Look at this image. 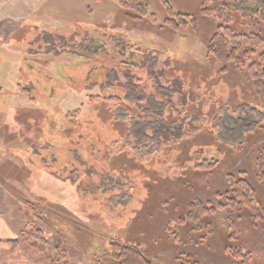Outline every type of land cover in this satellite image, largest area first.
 Masks as SVG:
<instances>
[{
  "label": "rangeland",
  "instance_id": "rangeland-1",
  "mask_svg": "<svg viewBox=\"0 0 264 264\" xmlns=\"http://www.w3.org/2000/svg\"><path fill=\"white\" fill-rule=\"evenodd\" d=\"M170 2L176 13L195 17L198 22L197 31L192 27L160 29L167 13L159 0H150L151 13L158 20L156 24L150 19L141 23L130 21L117 0H76V3L71 4V9L75 10H66L63 15L65 17L61 18L69 23H80L84 31L90 30L88 33L93 39L99 40L103 35L108 51L117 47L119 42L114 39L120 40L119 49L123 43L132 40L135 45L145 49L165 50L158 55L159 61L175 58L180 61L179 69L189 70L194 75L192 90L197 100L191 105L193 116L189 115L187 123L199 129L189 130L190 134L184 138L185 144L181 148L177 146L180 150H168L163 142L157 145L155 139L149 141L142 135V139L131 138L130 144L137 158H129L131 155L127 158L121 152L125 148H122L123 140L115 132V127L95 119L89 123L90 126L86 125L91 131L88 140L91 143L90 149L92 147L94 151L90 162L95 167V175L89 172L88 176L83 171L79 160L76 161L79 154L72 155L69 150L70 132L67 135L61 131L64 127L71 128L65 121V111H74L81 101V95L90 94V90H82L79 98L70 96L62 102H59V96L56 99L61 104L59 108L58 104L46 98L43 83L37 82L34 84V97L43 111L34 104L27 108L17 107L21 96L16 89L19 83L28 85L26 80L29 78V68L34 66V62H27L21 68L22 62L16 60L23 56L15 52L22 54L24 51L15 50L14 42L6 44V47L13 49L2 51L6 58L0 55V85L13 95H7L6 90V95L0 92V264H102L105 238L115 235L140 245L149 254L152 264H184L187 260L192 264H245L243 259H234L225 251L226 247H236L240 243L253 254V259L247 264H264L263 218L255 219L252 213L244 210L240 213L217 211L214 218L199 223L198 229L201 231L193 234L186 231L189 226L187 222L181 223L180 218L186 215L190 202L198 200L216 208L224 202L215 195L228 190V175L249 181L257 190L264 207V186L257 178L256 169L257 155L260 152L264 154V129L249 134L248 142L242 150L221 147L222 144L214 135L218 128L224 127V123L216 126L215 116L242 118L243 110L256 108L264 112V103L256 98L247 71H239L229 65V73L220 76L223 65L207 60V42L218 23L201 14L203 0ZM87 5L94 9L93 16L88 12ZM19 22L15 23L14 31L8 33V36L17 33L21 25ZM236 22L234 28L238 33H250ZM39 25L37 33L34 35L30 30L28 37L32 39L33 44H28L32 52L36 51L37 43L44 44L43 28L45 33L58 35L51 29L46 32V28ZM100 25L105 26L102 28ZM69 26L73 27L71 24ZM259 31L264 36V25ZM0 34L7 36L5 33ZM104 34L115 37L105 38ZM19 35L23 38V34ZM84 37H77L76 43ZM123 54L128 64H139V60H133L126 51ZM86 63L85 59L76 58V61L72 59L65 64L82 74L89 70L84 68ZM116 70L121 81H124L122 71L125 66ZM34 72L36 77L31 79L39 77L41 80V76ZM137 76L148 79L142 72L139 75L137 73ZM201 78H208V82L200 81ZM147 82L148 92L154 94L157 100L166 102L169 97L162 93L160 97L153 80ZM161 84L165 88L169 87L164 79ZM99 92L98 87L91 90L94 95ZM174 101L179 104L176 95ZM43 104L50 109L44 112L46 108ZM250 120L252 126L257 124L255 119ZM144 125L141 122V126ZM119 128H122V124H117L116 129ZM71 139L76 141L75 134ZM150 146L160 149L158 158L153 161L152 155L140 151L144 148L149 151ZM181 149L185 150L182 155ZM108 150L109 156L105 157L104 153ZM119 152L122 154H117ZM116 159L118 168L125 167L127 174L124 175L129 177L128 182L122 177L123 174L112 168L111 163ZM197 159L218 166L204 174L194 173L191 169ZM185 172L187 174L184 175ZM68 178H78L77 187ZM95 188H98L96 196L92 194ZM25 200H41L51 206V213L57 218L56 223L61 224L62 232L54 225L48 226L42 220L39 221L38 215L32 210L24 213V208H27L23 203ZM119 202L122 204H117ZM37 227L43 230V239ZM190 235L193 236L192 240L189 239ZM231 235H235V238L229 241L227 238ZM10 241L19 243L15 246L8 244Z\"/></svg>",
  "mask_w": 264,
  "mask_h": 264
},
{
  "label": "trees",
  "instance_id": "trees-1",
  "mask_svg": "<svg viewBox=\"0 0 264 264\" xmlns=\"http://www.w3.org/2000/svg\"><path fill=\"white\" fill-rule=\"evenodd\" d=\"M117 1L119 6L126 12V17L130 21L141 23L146 19H150L153 24L158 23L157 16L151 13L150 0ZM159 1L167 13V18L160 29L166 30L171 28L179 30L192 27L195 31L198 30V22L193 15L176 13L170 0ZM201 14L204 17L214 19L218 23L214 34L210 37L209 42H207V60L210 63L214 62L217 64L219 62L223 65L220 70V76L229 73V65L235 66L239 71H247L256 98L264 103V36L259 31V28L264 25V0H203ZM235 20H237L236 23L242 29H248L250 33H238L234 28ZM104 26L100 25L102 28ZM31 28H26L28 32L27 37H29L28 34H30ZM36 28L35 26L32 28V34L34 35L38 31ZM88 32L90 33V30L84 31L81 28V24L76 22L74 27L66 31L64 35H54L52 33H45L44 31V44L37 43L38 46L35 52H32L28 46V44H33L32 40L28 41L21 48L24 53L19 54L15 52L21 57L23 56L16 60V62H22L21 68L27 62H34V66L32 65L29 68L30 74H28L29 78L26 80L28 85L24 86L22 83H19L18 90L16 89L17 94L21 96L17 107L27 108L29 107L28 105L34 104L43 111L34 97V84H37V82L43 83L46 98L58 104L59 108L61 105L59 102L64 101L70 96H75L77 99L82 94V90H90L88 92L90 94L81 95V101L74 111H65V121L68 122L71 128L65 129L66 127H64L61 130L67 135L70 132L69 141L71 142V148L69 150L72 155L79 154L76 157V161L79 160L83 166V171L87 175L89 172L95 175V171L93 172L95 167L90 162L91 154L94 151L92 147V150L90 149L91 143L88 139L91 131L88 130V126V129L86 128V125L90 126L89 123H93L95 119L100 120L104 124H112L115 127H113L115 132L120 134L121 141L123 140L122 144L124 146L121 147L125 148L121 152L125 153L127 158L129 155H131L129 158H137L133 154L134 149L130 144L131 138L138 137L142 139V135L149 141L155 139L157 145L163 142L165 148L168 150L177 149L179 151L180 149L177 146L181 148L185 144L184 138L190 134L189 130L197 131L199 129V127H194L191 123H187L189 115L193 116L191 105L197 100V95L192 90L193 73L186 69H179L178 63L180 61L175 58L165 62L159 61L158 55L162 54L165 50L162 52L160 51L161 49H145L135 45L132 40L123 43L121 49H119L120 40L114 39L115 42L118 41L119 43L116 45V48L113 47L111 51H108L103 35L100 38L101 40H97L93 39ZM81 35H85V37L81 42L76 43V38ZM104 35L106 36L105 38L107 36L109 38L115 37L108 34ZM124 51L133 60H139V64L135 62L128 64L124 59ZM33 57L36 59H33ZM76 58L86 60V64L89 67L86 65L84 68H89L88 72L80 74V72L71 70L69 64H65L67 61H72V59L76 61ZM107 60L111 62V65L109 64L108 66L109 62ZM124 66L125 70L122 71L124 81H121L122 78L116 68H124ZM34 70L37 72V76H41L42 81L39 77L34 80L31 79L32 77H36L33 75L35 73ZM140 72L146 75L148 79L137 76V73L139 75ZM162 79L168 83V88L163 87L161 84ZM207 79L201 78L200 81L205 80L208 82ZM147 80H153L157 85L156 91L160 92V97L161 93L169 97L166 102L157 100L154 94L148 92L149 86ZM96 87L100 90L99 94H91V90ZM2 89L0 85V92L2 94L13 95L10 90L5 89L6 92L4 93L5 90ZM174 95L177 96L178 105L174 101ZM59 96L60 100L58 102L56 99ZM43 106L46 108L44 112L50 109L49 106L44 104ZM180 107L181 109H178ZM242 115V118H235L231 115H227V117H214L217 127L222 126L224 123V127L218 128L214 134L216 140L222 144L221 147L230 150H242L248 142L249 134L264 129V112L252 108L249 111L243 110ZM250 118L255 119L257 124L252 126ZM141 122L145 123V125L141 126ZM117 124H122V128L116 129ZM84 130L89 132L85 133ZM211 131L213 130L211 129ZM74 134L76 141L71 139ZM150 147L151 150L149 151H146L145 148L140 149V151L147 153V155H152L151 160L153 161L158 158L157 154L160 149H155L153 146ZM184 152L185 150L181 149L180 155L184 154ZM117 154L122 153L119 152ZM195 154L194 156H196ZM104 156H109V150L107 153H104ZM117 160L112 161V168L117 170V173L123 174L122 177L126 181H129V177L124 175L127 174L125 167L118 168L116 166ZM57 161L58 159L55 160V162ZM216 166L218 164L197 159L191 170H194V173L204 174L207 171H213ZM256 169L257 178L264 186V154L262 152L257 155ZM185 174L187 173L185 172ZM56 178L58 179L57 176ZM68 181L76 185L78 178L76 180L68 178ZM227 188V191L218 192L215 195L218 199L224 201L217 208L198 200L188 204L186 215L180 218L182 224L188 223L189 226L186 229L188 234L201 231L198 229L199 223L214 218L217 211L229 210L233 213H240L241 210H244L252 213L255 219H264L263 204L257 190H255L249 181L228 175ZM92 190V194L96 196L98 188ZM122 196L124 197L125 195L122 194ZM108 201L105 203L109 204ZM23 203L27 206V208H24V213H30L32 210L38 215L39 221L42 220L48 226L54 225L58 231H61V224L59 226L56 223L57 218L52 215L51 206L47 203L41 202V200L40 202L25 200ZM117 204H122V202ZM36 229L38 234H41V239H43V230L39 227ZM22 236L20 237L22 238ZM233 238H235V235H231L227 239L230 241ZM189 239L192 240L193 236L190 235ZM105 240L106 244L104 245L106 248L101 254L102 264H152L149 254L140 245L131 243L129 239L127 240L125 237L121 238L115 235L107 236ZM18 243L19 241L8 242V244L15 246ZM225 251L234 259H243L245 264L253 259L252 252L242 246L241 243L236 247H226ZM179 261L181 260L179 259ZM190 263L192 264V262L187 260L184 264Z\"/></svg>",
  "mask_w": 264,
  "mask_h": 264
},
{
  "label": "crops",
  "instance_id": "crops-1",
  "mask_svg": "<svg viewBox=\"0 0 264 264\" xmlns=\"http://www.w3.org/2000/svg\"><path fill=\"white\" fill-rule=\"evenodd\" d=\"M74 2L76 3V0H0L1 33H5L8 36V33L14 31L15 23L24 19L23 22H19L21 25L16 30V34L11 37L0 34V55L6 58V55L2 53V51H10V49L13 48L15 50L16 48L21 49L28 41L32 40L31 37H27V27L33 28V26L37 27V25L40 24L39 26H44L46 28V32L49 31L48 29H51V31L58 35H64L66 31L72 28L69 26L70 24L73 27L76 24V21L72 23L66 22L65 18L61 20V18L65 17L63 15L66 10H75L71 9ZM87 10H89L88 12H90L92 16L94 15V9L90 7V5H87ZM42 30L45 31L44 28ZM18 34H23V38H20V35L17 36ZM10 42H14L15 47H6V44H10Z\"/></svg>",
  "mask_w": 264,
  "mask_h": 264
}]
</instances>
